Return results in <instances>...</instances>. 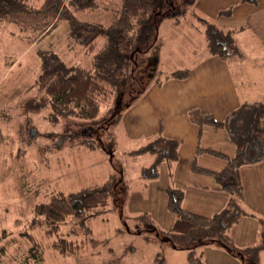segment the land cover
Segmentation results:
<instances>
[{
    "label": "rangeland",
    "instance_id": "1",
    "mask_svg": "<svg viewBox=\"0 0 264 264\" xmlns=\"http://www.w3.org/2000/svg\"><path fill=\"white\" fill-rule=\"evenodd\" d=\"M105 1L112 6L78 13L81 24L77 28H72L67 20H59L41 34L43 22L50 16L41 12L19 13L0 24V245L5 244L4 254L0 250V264L24 263L31 245L27 234L42 242L45 249L44 259L33 264H153L158 254L166 258V264H186V249L175 248L171 240L154 230H167L175 220L167 208L166 162L161 163L157 178L148 179L143 169L153 162L154 155L131 153L146 145L154 133L151 137L133 136L124 115L130 101L137 98L132 96L147 90L153 84L151 80L195 66L206 55L203 33L190 14L193 10L198 13L196 3L189 2V15L178 26L172 16L161 20L158 69L154 70L152 60L146 61L136 72L140 86L137 81L134 83L135 92L121 98V104L116 96L103 102L101 116L105 120L114 114L107 111L110 107L120 106L122 116L113 123L99 124L101 116L97 120L62 117L57 123L46 118L51 109L45 104L46 94L40 87L43 76L62 62L90 64L92 54H87L82 40L95 29L87 25L107 27L120 2ZM40 4L37 1L35 7ZM254 19L255 16L251 19L253 25L248 23L251 26L237 23L242 27L236 32L238 52L225 62L235 76L243 103L264 102V40L252 29L259 24ZM53 52L57 56H52ZM212 127L201 142L221 148V140L226 139L224 131L230 138L231 133L228 128L217 133L219 128ZM83 138L89 139L90 145L83 143ZM91 139L100 147L91 148V144L96 146ZM200 155L199 163L205 166L223 161L207 152ZM195 177L196 182L214 181L210 175L198 173ZM108 179L115 187L105 209L83 223L72 216L61 224L60 232L65 236H89L86 248L74 254L60 253L51 244L53 238L46 234L44 217L34 214L35 205L48 201L52 194H69ZM189 204L188 199L185 206L193 210ZM256 217L257 220L243 212L232 227L230 235L238 249L257 242L255 232L258 225L263 229L264 218ZM206 245L209 244L197 247L198 252H203L202 264L241 263V257L221 245L205 248Z\"/></svg>",
    "mask_w": 264,
    "mask_h": 264
},
{
    "label": "trees",
    "instance_id": "2",
    "mask_svg": "<svg viewBox=\"0 0 264 264\" xmlns=\"http://www.w3.org/2000/svg\"><path fill=\"white\" fill-rule=\"evenodd\" d=\"M37 1H41L39 7H35ZM189 2L194 4L196 0H120L114 7V14L107 27L87 25L95 29L93 34L82 40L87 54H92L90 64L62 62L60 66L49 69L48 74L43 76L40 82V87L46 94L44 102L51 109L46 118L52 123L59 122L62 117L97 120L101 116L102 104L110 100L108 98L116 96L118 98L116 100L119 101L131 91L135 92L137 87L134 83L140 79L136 72L137 70L139 72L142 64L152 60L154 70L160 65L162 43L159 41L158 32L161 20L165 16H172L174 24L179 25L183 18L189 15L186 8ZM112 4L105 0H0V24L13 20L19 13L41 12L50 14L43 22L41 34L59 20H67L72 28H77L81 24L78 13L93 12L102 7L109 8ZM231 12L232 9H223L220 14L230 16ZM190 14L197 20V28L202 31L210 53L225 59L238 52L235 29L220 26L194 10ZM99 38L102 41L98 42ZM51 55L57 56L54 52ZM49 59L45 60V67L48 66ZM189 72V68L178 69L163 79L151 80V83L161 85L167 79H183L188 77ZM136 84L140 86L138 81ZM140 96L141 94L132 97L138 99ZM121 102L120 100V104ZM133 102L130 101L129 106ZM119 107L115 106V109L110 107L107 111L114 114L106 120L101 116L99 124L113 123L121 114ZM203 122L226 126L235 142L236 152L229 155L216 149L200 147L199 151L204 150L224 159L226 165L220 170H213L199 165L194 159L191 169L195 173L214 177L217 188L227 191L231 198L223 209L213 215L202 214L186 210L183 207L184 190L169 185L167 208L174 214L175 220L167 230L158 228L154 230L171 240L175 248L186 249V264H202L203 252H198L197 247L213 243L241 257L243 264H263L264 227L258 241L243 249L237 248L230 231L239 222L243 212L248 215L254 214L246 211L241 202L244 188L240 167L264 159V102L244 103L231 112L224 121L206 117L203 118ZM94 126L96 125L91 127ZM92 141L96 146L91 144V148L100 147L99 142ZM82 142L90 145L91 141L83 138ZM178 148L179 142L164 136L161 127L156 139L131 153L150 152L154 155L153 162L143 169L144 176L152 179L159 176L162 162L171 164L178 158ZM114 187L115 183L108 179L101 184L89 185L69 194L62 192L52 194L48 201L35 205L33 212L36 216L44 217L46 234L53 238L51 244L56 250L62 254H74L86 248L89 236L81 239L65 236L60 232L61 224L72 216L83 223L98 214L100 209H105L109 204ZM88 231L91 232V229ZM27 236L31 245L29 256L23 264L39 263L45 256L44 246L31 234ZM0 250L4 254L5 244L0 245ZM165 262L166 258L158 254L153 264H166Z\"/></svg>",
    "mask_w": 264,
    "mask_h": 264
},
{
    "label": "crops",
    "instance_id": "3",
    "mask_svg": "<svg viewBox=\"0 0 264 264\" xmlns=\"http://www.w3.org/2000/svg\"><path fill=\"white\" fill-rule=\"evenodd\" d=\"M196 6L198 13L202 16L218 20L217 24L235 29L236 32L242 28L239 27L241 24H237L238 22L246 24L251 22L250 24L253 25L251 19L255 16L254 20L259 24L252 29L264 40V0H255L254 3L243 0H196ZM223 9H232L231 15H221L220 11ZM249 15H252L251 19ZM248 26L251 25L248 24ZM227 59L214 55L207 49L204 58L197 65L189 68L188 77L167 79L161 85L152 84L138 99L134 100L124 115L131 127L128 129L133 136L142 137L154 133L152 134L154 136L150 135L152 137L147 143L157 138L161 127L164 136L179 142L178 158L171 164L164 161L168 170L165 182L168 186L173 185L184 190L186 198L185 200L183 198V207L186 210L199 211L198 213L207 215H213L223 209L231 195L227 191L218 189L215 179L214 181L206 179L208 180L206 183L201 182L203 180L196 182L195 176L198 173L192 171L191 164L196 159L197 163L203 167L220 170L226 165V161L221 158L223 161L214 164L216 166L202 165L198 158L204 150L199 151V148L216 149L234 155L236 145H233V139L224 131L226 139L221 140V148L209 146L206 143L204 146L201 141L204 133L209 132V128H214L212 126L219 128L216 129L218 133L227 127L203 122V118L212 117L218 121H224L231 112L244 104L240 98L235 76L229 64L225 63ZM147 153L150 152H145L143 155ZM218 165L220 168H217ZM240 177L244 188V197L241 201L244 209L254 213L250 215L253 219L257 220V215L263 219L264 159L255 163L243 164L240 167ZM188 199L189 205L194 207L193 210L185 206ZM199 208L202 210H197ZM259 230L261 226L258 225L254 238L257 241ZM208 246L209 248H221L215 243L206 245L205 248ZM240 262L243 264L242 260Z\"/></svg>",
    "mask_w": 264,
    "mask_h": 264
}]
</instances>
